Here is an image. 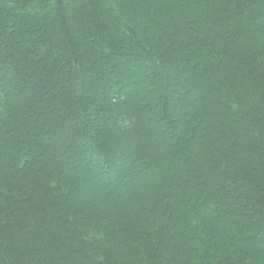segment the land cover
<instances>
[{"label":"trees","instance_id":"trees-1","mask_svg":"<svg viewBox=\"0 0 264 264\" xmlns=\"http://www.w3.org/2000/svg\"><path fill=\"white\" fill-rule=\"evenodd\" d=\"M0 157V264H264V0H0Z\"/></svg>","mask_w":264,"mask_h":264},{"label":"rangeland","instance_id":"rangeland-1","mask_svg":"<svg viewBox=\"0 0 264 264\" xmlns=\"http://www.w3.org/2000/svg\"><path fill=\"white\" fill-rule=\"evenodd\" d=\"M175 1H177L178 3H179V1H181V0H175ZM238 8V7H237ZM120 9V8H119ZM243 11L244 12H249L250 13V10H249V8L248 7H246V6H244L243 7ZM246 12V13H247ZM153 14V13H152ZM242 15L243 14H241V13H235V16H234V18H236V19H241V17H242ZM129 18H132V16H129ZM226 22H229L230 24H233V20H229L228 21V19L227 20H225ZM255 28V27H254ZM254 28H252L251 29V33L252 32H254L255 31V29ZM118 35H120V33H118ZM247 36H249V34L248 33H243L242 34V36H240V38H239V42H241V41H243ZM87 79L89 80L90 79V77L88 76L87 77ZM98 84H100V82H96L94 85L96 86H98ZM191 90H193L192 88H191ZM139 90H135V93L136 92H138ZM154 92H155V90H154ZM195 93V92H194ZM173 94L175 95V97L174 98H176V95L178 94L177 92H173ZM192 98V97H191ZM192 101H194L195 99L194 98H192L191 99ZM17 111H22V108H18L17 109ZM144 126H145V129H146V127L147 128H150V126H148V125H145L144 124ZM234 129H236V128H234ZM214 133H215V131H214ZM200 134H205V130L203 129V128H201V129H199V131H197V133L195 134V136L197 137V136H199ZM4 141L6 142V143H8V141H6V139H4ZM148 142H149V140H146L145 139V137H144V134H142L141 136H139V143L138 144H140L141 146L143 145V147H145V150L146 149H149V148H147V146H148ZM139 145H137L136 146V144H135V147L133 148V151H131V153L133 154V155H135V156H138L139 154H141V153H139V151L137 150V147H138ZM110 148H111V145H108V146H106L105 148H102V151H110ZM132 148V147H131ZM138 149H139V147H138ZM183 150H185L184 148H183ZM112 151V150H111ZM164 154L162 151H158V154ZM200 153V152H199ZM164 155H166V156H168L167 154H164ZM128 158V156H127V154H124V155H122V154H118V152H117V155H116V157H114L113 159H112V163L114 164V165H116V166H120L121 164H123L124 166H125V161H126V159ZM0 160H1V157H0ZM138 162H139V160H138ZM140 163H143V161L141 162L140 161ZM139 163V164H140ZM192 165H193V163H192ZM120 170V169H119ZM172 172V170H167V169H164V175L165 176H168V174H170ZM131 173V172H130ZM120 172H116L114 175H113V180L111 181V183H110V185H107V184H103L100 180H98L97 178H95L93 181L94 182H90L91 184H90V188L86 191V193L85 194H87L88 196H89V194H92V193H90V191H91V189L93 190V191H97V192H99L103 197H106V195H107V192H108V189H110L109 187H113V186H117L118 184H119V182H120ZM111 178V179H112ZM128 179H130L129 177H127L126 179H122V182H124V181H127ZM92 192V191H91ZM88 202V201H87ZM86 201L84 202V204H86L87 203ZM98 205H99V202L93 207V208H97L98 207ZM224 228V227H223ZM222 230H224L225 231V228L224 229H222ZM236 235H237V233H236Z\"/></svg>","mask_w":264,"mask_h":264}]
</instances>
